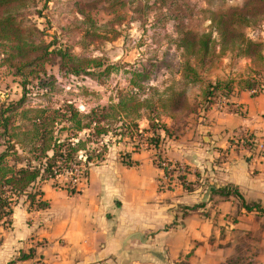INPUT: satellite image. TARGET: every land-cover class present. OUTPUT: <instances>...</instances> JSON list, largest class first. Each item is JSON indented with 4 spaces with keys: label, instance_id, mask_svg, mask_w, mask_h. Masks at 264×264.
I'll return each mask as SVG.
<instances>
[{
    "label": "trees",
    "instance_id": "obj_1",
    "mask_svg": "<svg viewBox=\"0 0 264 264\" xmlns=\"http://www.w3.org/2000/svg\"><path fill=\"white\" fill-rule=\"evenodd\" d=\"M203 1L206 8L197 12L186 11L188 0H155L153 9L146 11H157L160 16L166 11V18L172 20L180 54L175 74L178 79L171 75L161 92L149 88L144 96L142 92H133L135 87L141 90L145 79L137 74L130 82L133 89L121 92L116 104L82 114L70 104L58 109L26 107V88L35 82L41 89L51 87L52 77L46 73L48 65H56L65 75L86 76L103 83L118 67L103 56L91 57L86 52L99 39L111 42L120 37L115 27H120L124 18L118 16L98 24L85 7L123 8L128 0H0V69L19 81L23 93L16 102L0 99V224L9 223L13 207L20 199H24L29 210L46 209L48 204L42 200L39 185L54 180L64 169L83 165L85 179L87 167L103 160L107 152L103 141L111 134L130 140L135 134L139 141H145L154 153L153 164L161 171V180L167 181L165 184L160 180L159 189L170 190V183L175 182L187 192L193 190L194 184L186 180L188 170L161 157L164 139L160 133L168 139L177 138L174 133L180 131V125L209 112L221 99L227 101L236 88L252 95L264 89V46L244 34V30L254 31L262 26L264 0H222V7L217 10L212 4L214 0ZM223 1L230 3L229 8H224ZM140 9L137 5L134 11ZM52 13L63 19L55 24L47 21L46 29L54 30L47 40L45 30L37 22L50 19ZM75 38H79L77 42ZM242 59L249 62L247 75L235 82L232 74ZM162 118L170 120L172 127L165 125ZM141 119L147 122V129L139 130ZM66 123L73 125L74 134L61 141L58 134ZM81 132H87L84 139H78ZM236 137V149H256L252 135L244 132ZM98 143L101 149L94 157H77L87 145ZM68 192L75 190L70 188ZM210 194L225 201L239 199L240 210L264 216L259 204L245 203L233 187L210 189ZM225 264L254 263L238 257Z\"/></svg>",
    "mask_w": 264,
    "mask_h": 264
},
{
    "label": "crops",
    "instance_id": "obj_2",
    "mask_svg": "<svg viewBox=\"0 0 264 264\" xmlns=\"http://www.w3.org/2000/svg\"><path fill=\"white\" fill-rule=\"evenodd\" d=\"M198 117L180 125L177 138L160 133L161 156L188 170L191 192L175 182L159 189L154 153L118 143L87 167L80 191L44 182L46 209L29 210L24 199L13 207L9 223L0 224V264H225L238 257L264 264V216L240 210L239 199L210 194L233 187L245 203L264 209V154L235 146L244 132L257 147L264 140V89L252 95L236 88L224 109ZM138 127L147 129V122ZM27 255L32 259L22 261Z\"/></svg>",
    "mask_w": 264,
    "mask_h": 264
},
{
    "label": "rangeland",
    "instance_id": "obj_3",
    "mask_svg": "<svg viewBox=\"0 0 264 264\" xmlns=\"http://www.w3.org/2000/svg\"><path fill=\"white\" fill-rule=\"evenodd\" d=\"M154 2L155 0H128L125 7L120 8L116 6L114 9H108L106 6L102 5H98L96 8L91 9L85 7V11L88 12L98 24L113 20L118 16L124 18L122 25L120 27H115L120 32V37L111 42H102V39H99L86 52V54L91 57L98 58L103 56L107 58L109 63L115 64L118 69L111 73L108 78L103 80V83L100 84L86 76L72 77L70 75H65L58 71L56 65H48L46 67V73L49 77H52L51 87L41 89L36 82L28 86L25 96L26 107L33 109H58L62 108L63 104H70L73 105L79 113L86 114L91 110L116 104L117 97L121 92L127 91V89H133V87L130 86V82L137 74L144 75L145 79L141 83V90L135 87L133 92H137L138 94L142 92L144 96L146 94L148 95L147 90L149 88H156L161 92L165 88L170 76L176 77L175 74L179 64L180 54L177 50L178 37L174 32L171 18L168 16L166 18V11L162 12V16L158 15L157 11L150 10L148 13L146 12L147 9H153L152 6ZM83 3H86V1ZM212 4H214V9L217 10L222 7V0H214ZM137 5H139V8L141 7L139 12H137V10L136 12L134 11ZM223 6L227 9L230 3L228 1L224 3L223 1ZM39 8L41 9V5ZM205 8L206 6L203 0H188L186 11L197 12ZM43 12V15H45L46 12ZM58 17V14L52 13L49 14L50 19H41L37 22L38 27L45 30L47 40H50V37L54 33V30L49 31L46 29L48 25L47 21H51L55 24L58 19H63ZM157 17L161 18L157 19ZM244 34L247 39L254 42H261L264 46V22L260 28L254 31L244 30ZM78 39L79 38H75L74 41L77 42ZM248 66L249 62L242 59L236 71L232 74V79L237 82L241 78H245ZM226 72L227 71H224L223 73L226 74ZM262 76H264V74H262ZM22 95L23 93L19 86V81L8 75L4 69H0V99L6 98L8 101L16 102L22 98ZM204 115L205 114H203V116ZM194 119L196 120L197 118H192L190 121ZM72 127V124H65V129L58 134L61 141H65L67 138L72 137L74 134ZM174 130V128H171L173 133ZM85 133L87 132L78 133V139H84L86 137ZM174 134L178 136L177 134H179V132H175ZM135 136L134 134L133 139L130 140L128 138L118 139V137L111 134L104 139L103 144L107 145V152L108 149L117 146V144L121 142L127 143L133 153H138V151L144 149L148 150V146H145L144 149L138 148V145L144 146L145 141L141 142L139 141L140 137ZM70 141L76 143V140L70 139ZM136 144L139 150L135 151L134 148ZM100 149L101 145L99 143L97 145H87L85 151L79 152L77 157L83 160L90 157L92 158ZM1 151L2 149L0 148V152ZM120 157L128 160L129 154L128 158L127 155L125 157L122 153ZM89 167H92V165H89ZM59 176L60 175L54 180L47 182L52 183V187L54 188H61L65 191L70 190L68 186L70 183V174H64L63 177ZM84 180L85 179H82V184H84ZM164 183L167 184V181ZM21 203H23V199L17 201L15 205ZM238 214L239 213L233 212L231 218L235 221H240L241 217ZM3 225H7V223ZM6 227L9 229V225ZM30 258L32 259V256ZM30 258L21 260H26L25 262H27ZM30 264H39V261L35 259L30 260Z\"/></svg>",
    "mask_w": 264,
    "mask_h": 264
},
{
    "label": "built area",
    "instance_id": "obj_4",
    "mask_svg": "<svg viewBox=\"0 0 264 264\" xmlns=\"http://www.w3.org/2000/svg\"><path fill=\"white\" fill-rule=\"evenodd\" d=\"M226 105V101L224 99H221L220 101H218V103L214 106V108L218 109V110H222L225 108ZM137 146V144H136ZM146 146V144H144V146L142 145H138L139 149H144ZM259 149L260 152H262L264 154V140L258 144V147H256ZM138 149V150H139ZM85 167L83 165H72L70 166L69 169L67 170H63L60 174L59 177H63L64 174H70V183H69V187L71 189H74L75 192L80 191L82 189V179H83V174L85 171ZM163 181L165 182L166 179L163 178Z\"/></svg>",
    "mask_w": 264,
    "mask_h": 264
}]
</instances>
